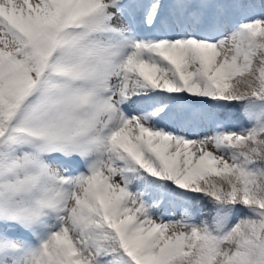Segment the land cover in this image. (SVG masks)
Wrapping results in <instances>:
<instances>
[{"label": "snow or ice", "instance_id": "obj_1", "mask_svg": "<svg viewBox=\"0 0 264 264\" xmlns=\"http://www.w3.org/2000/svg\"><path fill=\"white\" fill-rule=\"evenodd\" d=\"M0 264H264V0H0Z\"/></svg>", "mask_w": 264, "mask_h": 264}]
</instances>
